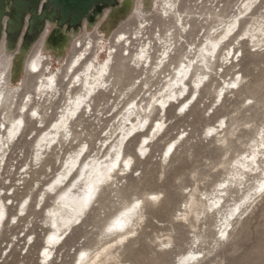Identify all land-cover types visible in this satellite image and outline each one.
<instances>
[{
	"label": "rangeland",
	"instance_id": "obj_1",
	"mask_svg": "<svg viewBox=\"0 0 264 264\" xmlns=\"http://www.w3.org/2000/svg\"><path fill=\"white\" fill-rule=\"evenodd\" d=\"M243 1L178 0L176 9L184 18L186 32L176 26L173 16L165 17L161 0L151 16L143 20L129 16L110 37L102 54L105 58L109 47L115 50L107 89L96 91L91 107L75 115L71 134L58 144L53 141L44 145L39 152L38 139L51 131L68 99L82 94L76 79H70L72 75L81 76V68L66 73L70 60L80 51L78 44L69 51L59 71L47 55L43 58V75L58 73L55 91L40 93L39 76L31 70L22 75L18 86H6L8 101L5 110H0V120L6 114L11 120L17 119L19 107L27 102L29 110L41 112L43 123L26 116L13 139L6 140L0 131L2 142L7 141L4 157L0 156V203L6 205V217L0 226V264H80L81 252L92 258L103 249L96 259L99 264H176L189 252L198 255L185 264H264V192L258 191L264 182V36L256 33L258 26L264 25V0H257L251 14L244 13L240 20L237 35L247 27L254 37H245L239 43L236 37L230 40L227 46H234L235 56L221 54L216 62L211 61L210 69H204L208 76L197 89L196 99L191 103L190 98L183 112L178 108L182 100L171 103L165 114L157 107L151 109L157 105L154 99L165 93L179 61L199 65L198 50L205 43L206 33L220 29L219 19L226 21L236 15ZM119 33H126L128 42H115ZM88 39L92 49L81 62L94 58L97 52L100 37L83 34L81 44ZM257 40L260 43L253 47ZM3 41L4 50L15 60L22 52V35L14 50L6 47L5 36ZM164 41L171 46L170 59L155 68ZM144 42L150 45V68L147 64L142 67L143 62L137 65L134 57ZM39 46L40 42L35 44L29 59ZM134 99L147 108L150 125L147 131L131 134L126 140L124 155L132 159L130 167L115 170L81 221L43 259L44 239L50 230L47 211L56 201L47 185L65 169L68 158L82 148L84 159L95 155L108 159L112 146L125 131L122 115ZM159 122L162 128L155 134ZM211 128L215 131L209 132ZM148 135V148L140 153L142 137ZM173 141L174 146L166 153ZM256 149L260 160L257 170L237 165ZM222 182L228 189L224 203L208 208ZM136 201L140 203L136 205L134 231L118 242L117 233L107 228L108 223ZM225 217L228 226L222 235Z\"/></svg>",
	"mask_w": 264,
	"mask_h": 264
},
{
	"label": "bare ground",
	"instance_id": "obj_2",
	"mask_svg": "<svg viewBox=\"0 0 264 264\" xmlns=\"http://www.w3.org/2000/svg\"><path fill=\"white\" fill-rule=\"evenodd\" d=\"M138 1H140V3ZM158 1L159 0H116L113 6H109L107 8L101 6L95 7L79 26L70 29L66 27L57 28L55 22H46L42 33L36 41L28 43L22 39V52L18 53L15 60L13 61L9 55L10 53L4 50V41L3 43H0V110L3 111L5 110L3 107L6 106L8 101V91L6 86H18L21 82L23 74L32 72L31 74L39 76L38 78L40 80H38L40 93H43L47 90L56 89L58 73H52L48 77H45L41 72L43 69V58H45V55H47L51 63L54 62L56 64L55 68L59 71V68L64 65L69 51L73 48L76 49L77 44L79 46L78 48L80 51L70 60L66 68V73L73 74L77 68H81V76L72 75L70 79H76L75 84H77L76 86L80 88V92H82V94H76L74 97H70L68 99V104L61 111V115L52 123L51 131L46 133L36 142L37 152L41 151V148L44 145L51 144L53 141H56L58 144L64 137H66L68 134H71L70 128L74 116L78 113H81L82 109L91 107L90 103L92 101V96L96 91H99L103 88L107 89L108 87L110 64L112 62V54H115V50L114 48L109 47L105 58H102V54L105 51L106 44L110 37L118 29V27L127 18H129V16L131 17L136 15L142 20L146 16H151L152 13L158 8ZM177 1L178 0H161V10L166 18H168L169 15L173 16L176 26L186 32L184 18L176 9ZM256 2L257 0H244L241 2L236 15L232 16L226 21L219 19L220 23L218 25L220 26V29L214 30V28H212L213 30H209L205 35V43L203 42L204 45H201L202 47L198 50L200 58L199 65H194L193 62L190 61L188 64H184L183 61H179L177 67L174 68L171 79L168 81V83H166V86L164 85L166 87L165 93L154 99V102L157 103V105H152L151 109L157 107L160 113L164 112L165 114L171 103H177L179 100H182L183 103L178 108H185V105H189V99L191 98L192 94L195 95L199 93V90L197 89H199V87L203 84V80L208 76V73H205L204 69H210L212 64L211 61L216 62L221 54H224V57L231 55L233 58L235 56L236 53L234 52V46H227L230 40L233 37H236L235 41H238L239 43V41H243L245 37H248V39L254 37L252 35V30L247 27L244 31H242L241 34L237 35V33L240 27V20L244 17L242 15L244 13H246V15H250L255 7ZM262 20L264 23V18ZM92 33L100 37L99 41L96 43L97 52L95 53L94 58L88 61L85 58L81 62L84 56L88 55V51L92 49L91 40L88 39V42L83 43L82 45L81 37L83 34L92 35ZM256 33H258L260 36L263 34L264 36V25L258 26ZM125 34L119 33L116 35L115 39L117 41L115 42L119 43L124 39L125 42H128L129 37L127 38ZM134 35L140 36L141 34L135 32ZM18 40L19 38L11 43L6 38V47L9 50H14ZM158 40H161L160 36H158ZM39 42L40 49L31 59H29L32 49L34 48L35 44ZM255 42L256 43L253 47H256L257 44L260 43L259 40ZM161 44H163V52L158 59V63L153 64L155 68L162 66L165 63L164 60L170 57L169 48L171 46H167L165 41L161 42ZM128 51L129 50H126V54L129 53ZM134 57L137 65L140 62H143L142 67L143 65L147 64L146 66L150 68L152 65L150 45L148 43L141 45L134 54ZM30 70L31 72H29ZM71 80H69V84H71ZM231 84L235 85V81H232ZM35 89H37V87ZM191 89L192 92H190ZM10 94H12V92ZM29 98L30 97L28 96V99ZM11 104H13V102ZM129 106L130 107L128 110L122 115L123 121L126 123V127L124 128L125 131L117 141V144L112 146L113 152L109 155L108 159H98L97 155L88 157V160L87 158L84 159V156H82L84 148L81 146L82 149L75 152L74 155L68 158L65 169L59 173L50 184L47 185V187L51 189V191L56 195V201L54 206L47 211L50 230L44 239L42 249L43 259H47L51 255V251L55 244L60 242L63 238L64 241L66 239L65 235L71 229V227L78 221H81V219L85 216L86 210L92 206L101 186L112 179V174L115 172V170L121 171L123 167H130L132 159L124 155L126 140L130 136L129 133L136 135L141 133L144 129V132L147 131L150 121L149 116L146 114L147 108L141 107L139 101L134 99L129 103ZM18 110L19 117H16L17 119L11 120L9 119L8 114H6L2 117V120H0V131L4 133L6 140L8 138L13 139L19 134L21 129L20 127L21 125H24V118L26 116H32L33 120H37V122L40 124L43 123L42 116L40 114L41 112L39 113L36 108L29 110L27 102L22 104ZM153 124L150 127L151 129L149 132H151V130L154 128ZM161 128V122L157 123V130L155 129V134L159 132L158 130H161ZM133 129H135V131H133ZM213 131H215V129H209V132ZM155 134L152 135V138L155 136ZM149 139V135L142 137L143 144L138 148L140 153H144L147 150L148 144H145L148 143ZM5 143H7V141ZM5 143L2 142L1 137L0 156L3 157L5 154ZM174 143L175 141L168 145L166 153H169L170 149L174 146ZM261 143L264 144V138L262 139ZM36 157H38V154ZM259 161V154L256 149L251 153L250 156H246L243 159L238 160L236 163L240 167L242 166L247 168L246 170L251 167V170L253 171L254 168H256V170L258 169ZM242 170L244 169L242 168ZM262 175V180H264V170L262 171ZM262 185H264V182ZM225 186L223 182L218 185L219 188L217 190V195L211 200L208 208L217 207L219 205L222 206L221 204L224 203V196L228 190H226ZM136 202L137 203H134L133 206L131 205V207L125 208V210L116 215L108 223L107 228H113V230L117 233L118 242L125 240L127 237H129V235H132L134 231V220L138 216L136 208L140 201ZM23 212L24 210H20V213ZM228 215L233 216V211L230 210ZM4 217H6V205L0 203L1 227ZM15 218H13V220H15ZM223 221L224 222L221 224L223 227L221 234L223 233L225 235L226 228L228 226V224L225 226V222H228L227 218L225 217ZM50 237H55V240L52 243H49ZM105 250L106 249H103L102 252L98 253L95 257L91 256L92 258L86 255L87 253L81 252L79 259L80 264H99V262L97 263L98 260L96 261V259L100 254L102 255ZM197 255L198 254L193 252L184 254L177 259L176 264H185L187 261H189V259H193Z\"/></svg>",
	"mask_w": 264,
	"mask_h": 264
},
{
	"label": "water",
	"instance_id": "obj_3",
	"mask_svg": "<svg viewBox=\"0 0 264 264\" xmlns=\"http://www.w3.org/2000/svg\"><path fill=\"white\" fill-rule=\"evenodd\" d=\"M116 0H0V43L3 36L14 42L36 41L46 22L57 28H75L95 7H109ZM26 20V22H25Z\"/></svg>",
	"mask_w": 264,
	"mask_h": 264
},
{
	"label": "snow or ice",
	"instance_id": "obj_4",
	"mask_svg": "<svg viewBox=\"0 0 264 264\" xmlns=\"http://www.w3.org/2000/svg\"><path fill=\"white\" fill-rule=\"evenodd\" d=\"M35 70V69H34ZM223 187V186H222ZM258 191H260V192H264V185H261L260 186V188L258 189ZM239 205L237 206V209H236V211H239ZM222 235H224L223 233H222ZM55 240V237H50V239H49V243H52L53 241Z\"/></svg>",
	"mask_w": 264,
	"mask_h": 264
},
{
	"label": "clouds",
	"instance_id": "obj_5",
	"mask_svg": "<svg viewBox=\"0 0 264 264\" xmlns=\"http://www.w3.org/2000/svg\"><path fill=\"white\" fill-rule=\"evenodd\" d=\"M183 95V94H182ZM194 99V98H193ZM190 103V102H189ZM185 107H187V105H185ZM181 112L184 111V108L180 109ZM133 131H135V129H133ZM129 135H131V133H129ZM232 217L230 216L229 219H231ZM225 226H227V222H225Z\"/></svg>",
	"mask_w": 264,
	"mask_h": 264
}]
</instances>
